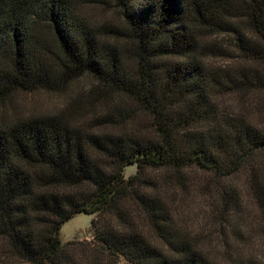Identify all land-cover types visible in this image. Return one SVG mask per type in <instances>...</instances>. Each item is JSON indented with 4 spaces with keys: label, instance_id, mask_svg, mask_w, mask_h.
I'll list each match as a JSON object with an SVG mask.
<instances>
[{
    "label": "trees",
    "instance_id": "obj_1",
    "mask_svg": "<svg viewBox=\"0 0 264 264\" xmlns=\"http://www.w3.org/2000/svg\"><path fill=\"white\" fill-rule=\"evenodd\" d=\"M80 2L0 0V103L91 77L87 103L119 96L151 133L116 132L120 110L98 121H0V264H219L179 226L171 189L186 190L192 172L221 183L249 171L259 182L264 133L220 99L264 96V0H111L122 26L95 25ZM223 34L260 70L207 64L208 52L223 54L208 38ZM79 213L96 214L92 240L62 243Z\"/></svg>",
    "mask_w": 264,
    "mask_h": 264
},
{
    "label": "rangeland",
    "instance_id": "obj_2",
    "mask_svg": "<svg viewBox=\"0 0 264 264\" xmlns=\"http://www.w3.org/2000/svg\"><path fill=\"white\" fill-rule=\"evenodd\" d=\"M97 1L81 0L84 16L97 26L105 21L122 26L111 0H105L108 5H101ZM208 39L209 44L222 48L223 54L218 56L208 52L205 60L207 64L216 69L260 70L256 64L235 58L232 36L223 34ZM260 74L264 75L262 72ZM91 86H94L92 78L83 77L64 92H17L5 103H0V121L10 122L15 118L43 115H64L72 120L82 117L86 121H98L120 110L126 113L122 119L113 117L115 121L119 120L118 125H115L116 132L144 135L151 133L147 116L119 96L108 97L107 102L102 99L94 105L87 103L85 92ZM77 103H80L78 107L82 112H76ZM220 105L228 116H239L264 133L262 94H230L220 99ZM256 170L255 174L259 178L257 184L249 171H242L221 183L209 179L205 174L192 172L191 183L186 190L181 192L178 190L180 188L171 189V193L174 190L180 192L175 200L172 199L175 201V216L179 226L212 261L219 264H235L252 260L264 264V157L258 160ZM136 171V165H128L125 175L130 177ZM220 186L227 190L229 195L236 197V204H230L223 199ZM228 199H232L231 195ZM95 218L96 214L79 213L64 223L60 232L62 243L90 242ZM5 249L6 245L0 240V252ZM116 263L129 264L123 258L117 259Z\"/></svg>",
    "mask_w": 264,
    "mask_h": 264
}]
</instances>
